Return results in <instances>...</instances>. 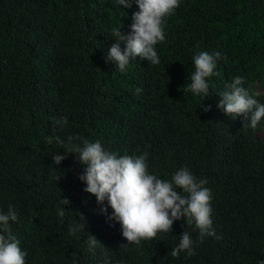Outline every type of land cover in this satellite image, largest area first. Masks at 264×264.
<instances>
[{"label": "trees", "instance_id": "trees-1", "mask_svg": "<svg viewBox=\"0 0 264 264\" xmlns=\"http://www.w3.org/2000/svg\"><path fill=\"white\" fill-rule=\"evenodd\" d=\"M138 10L116 0H0V211L13 205L18 212L12 231L25 264H72L73 254L77 264H258L264 138L255 134L264 118L255 130L243 128L242 117L218 108V94L240 76L264 104V0H180L166 17L165 41L155 46L160 63L137 57L122 73L104 57L115 42L112 30L130 32ZM198 51L221 53L204 100L185 91ZM62 117L68 123L61 129L55 122ZM68 135L98 140L119 156L147 150L148 172L163 180L181 167L206 179L216 235L201 241L195 225L180 220L170 232L130 245L120 224L83 191L75 155L52 162L64 150L46 138ZM59 207L66 209L63 222ZM74 220L86 228L70 236ZM185 230L196 254L173 258ZM89 234L103 246L89 250Z\"/></svg>", "mask_w": 264, "mask_h": 264}, {"label": "clouds", "instance_id": "clouds-1", "mask_svg": "<svg viewBox=\"0 0 264 264\" xmlns=\"http://www.w3.org/2000/svg\"><path fill=\"white\" fill-rule=\"evenodd\" d=\"M133 3L139 10L132 13L130 32L124 34L120 28L113 29L111 35L115 42L107 49L104 57L106 62L112 63L122 73L137 57L152 65L160 63L155 46L165 41L166 17L175 14L180 0H116L117 6L123 5L125 8H131ZM219 59L221 53L218 51L213 54L196 52L192 56L194 71L185 91L194 96H202L203 100L209 97L211 87L207 78L219 74L214 71ZM244 83L240 76L232 79L226 85V90L218 94V108L232 119L242 117L243 128L255 130L264 118V104L249 94L243 87ZM141 91L140 88L136 89L137 94ZM202 110L210 111V105ZM55 123L62 129L68 121L66 117H62ZM53 142L64 150V155L55 154L52 157L54 165L67 159L69 153L75 155L82 166L78 179L86 185L83 191L96 197L97 204L101 206L100 212L108 221L120 224L122 235L130 245L140 247L142 240H151L157 233L170 232L174 221L180 220L188 226L195 225L201 241L206 235H216L211 228V189L205 187L208 181L197 178L187 167L179 168L170 180H163L148 172L150 154L147 150L141 155L119 156L107 151L98 140L90 142L73 135H68L66 141L60 136L46 138L47 144L51 145ZM61 204L69 205L70 201L61 199ZM109 207L113 210L110 215ZM65 211L63 207L57 208L61 222ZM80 217L85 220L82 215ZM17 221L18 212L13 205H9L7 212L0 211V264H25L27 253L21 250L20 240L12 231V224ZM85 228L84 223L74 220L68 234L75 236L84 232ZM87 244L89 250L98 245L103 246L91 234L88 235ZM195 247H198L197 242L185 230L170 255L177 258L181 252H186L191 257L196 254ZM72 264H77L75 254ZM258 264H264V260Z\"/></svg>", "mask_w": 264, "mask_h": 264}, {"label": "rangeland", "instance_id": "rangeland-1", "mask_svg": "<svg viewBox=\"0 0 264 264\" xmlns=\"http://www.w3.org/2000/svg\"><path fill=\"white\" fill-rule=\"evenodd\" d=\"M260 92L264 93V89H261ZM256 138H260L263 139L264 138V128L260 129L256 134H255Z\"/></svg>", "mask_w": 264, "mask_h": 264}]
</instances>
